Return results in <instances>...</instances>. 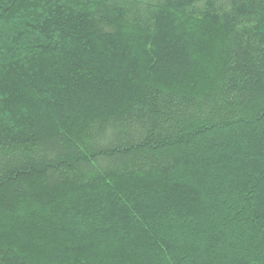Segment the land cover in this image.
Instances as JSON below:
<instances>
[{
    "label": "trees",
    "instance_id": "obj_1",
    "mask_svg": "<svg viewBox=\"0 0 264 264\" xmlns=\"http://www.w3.org/2000/svg\"><path fill=\"white\" fill-rule=\"evenodd\" d=\"M0 264H264V0H0Z\"/></svg>",
    "mask_w": 264,
    "mask_h": 264
}]
</instances>
